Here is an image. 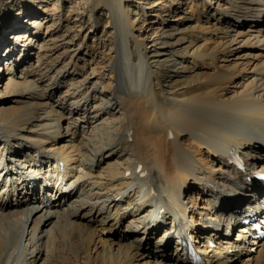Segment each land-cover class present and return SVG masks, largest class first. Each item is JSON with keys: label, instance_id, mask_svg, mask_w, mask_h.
I'll use <instances>...</instances> for the list:
<instances>
[{"label": "bare ground", "instance_id": "1", "mask_svg": "<svg viewBox=\"0 0 264 264\" xmlns=\"http://www.w3.org/2000/svg\"><path fill=\"white\" fill-rule=\"evenodd\" d=\"M59 2L51 0L43 10L53 23L59 18ZM222 2L211 16L229 25L226 35L249 18L248 26L240 25L230 35L229 46L223 41L196 52L187 41L181 52L167 47L160 54L171 68L182 66L176 56L183 55L211 66L205 79L215 90L203 96L156 88L150 61L158 51L145 52V44L137 40L133 46L122 0L101 2L116 32L113 77L107 86L112 93L106 102L97 103L96 84L82 68L69 73L55 67V79L43 80L54 62L46 53L36 54L31 70H24L26 60H17L10 66L16 75L0 76V92L7 96L0 102V264H202L203 254L204 264H233L234 258L264 264V233L257 239L253 230L256 223L264 226V186L254 172L264 168V0ZM22 13L14 15L16 25L22 24ZM41 22L33 23L34 32L16 27V42L29 46L37 37L57 43ZM61 39L62 53L73 54L75 48L67 47L71 40ZM236 39L256 46L263 56L242 85L236 79L249 62L241 67L232 62L225 69L216 64L232 55V43L240 44ZM6 47L0 57L9 60L13 49ZM66 79L73 91L58 97ZM116 92L119 97L113 101ZM187 140L196 142L193 154L182 143ZM204 156L216 166L205 163ZM188 191L190 201L184 203ZM192 197L203 205L191 202ZM195 207L209 215L202 223ZM218 217L231 219L234 238L227 227L206 226ZM106 230L109 237L102 234ZM187 234L200 244L199 258L186 254ZM253 240L259 250L243 260L241 254ZM232 249L236 252L229 257Z\"/></svg>", "mask_w": 264, "mask_h": 264}, {"label": "rangeland", "instance_id": "2", "mask_svg": "<svg viewBox=\"0 0 264 264\" xmlns=\"http://www.w3.org/2000/svg\"><path fill=\"white\" fill-rule=\"evenodd\" d=\"M50 1L51 0H0V19L1 17L5 19L4 23H0V36H2V38L6 41V43H2V41L0 42V55L4 54L3 50L7 48L6 46H10V49H13L9 60L6 56L0 57V76L2 74L5 76V74L8 73L12 76L16 75L14 73H16L17 70L14 68L11 69L10 66L12 67L14 61L17 60L20 62L23 59L26 60L27 62L23 64L24 70H31V67L29 66L36 64V54L38 53L37 55H43L46 53L48 60L54 62L47 68V74H45L43 80L51 77V75H53L55 79L57 72L55 67H58L57 69L59 72L67 71L69 73H74L76 70L82 68L81 73H83V75H85L90 82H95L96 84L94 90H96L97 93L99 92V95L96 94V96H99V99H96L98 101L97 103L100 104L106 102L110 93H108L107 86L111 82L110 79L112 78L110 77H113L110 70L111 62L116 53V48L113 46L114 44H112V39L116 36V32L111 13L107 11L106 5L101 4L103 0H60L59 18L56 21L57 23H53L52 21H54V19L52 20L47 16V14H44L46 12L43 11L44 7L47 6ZM122 1L123 7L121 9L128 13L132 23V37L130 41L133 46L136 44L134 42L137 40L145 44V52L150 53L154 49L158 51V57L155 58L154 62L151 59L149 60L152 62L151 70L154 73V84L159 91L162 89L168 91V89L173 88V91H175L177 95H180V93L182 95L184 93L189 95V93L191 94L193 92L191 95L203 96L215 90V88L208 86V83H206L207 80L205 79L207 75L212 74L211 66L201 62L200 60H193L187 55H183L182 57L176 56V58H179L178 60H181L177 63L182 62V66L177 64V66L171 68L169 67V63H166L167 61L165 58L160 57V54L164 52L167 47L173 48L176 52H181L183 47L187 45L188 42L193 43L194 47L192 50L198 49L196 52L210 51L216 44L223 41L227 42L229 46L230 43L228 38L230 35H232L240 25L247 24L248 26L247 20L249 18L243 19L242 21L239 20L237 22L238 24H236L237 26L233 28V30L229 31L228 35H226L225 27H228L229 25H225L224 22H217L216 17L213 15L211 16L212 9H214L217 4H219L220 7H223L222 0ZM19 12H23L21 15H23L24 18L23 21L19 22L22 24H18V26L16 25V19L18 18L14 15L19 14ZM43 15L46 17L43 18ZM260 18L261 16L259 19ZM41 19H44V21L41 22ZM259 19L256 20L258 21ZM39 21L44 24V26H48L47 28L51 31V34H53L54 37H57V43L53 44L52 41L46 38L39 40L37 37L34 38L33 42H31L29 46H27L26 42L22 44L16 42V27H29L32 31L33 23H39ZM34 31L35 30H33V32ZM63 37L71 40V44L67 45V47L70 46L75 48V52H73V54L70 52L62 53L63 48L60 47L63 45L65 47V44H62L61 41V38ZM182 37L186 39L185 42H178V40ZM237 42L241 45H235V43H232V55H227L226 58L222 56L220 59H216V64L219 66L218 68L225 69L226 67H229L228 65L232 62H235L237 67H241L244 63L249 62L246 66L245 73H241L243 77L241 79L240 77L236 79L237 82L240 81L239 85H242V81L246 82V80L249 81L251 79V75L254 72V64L262 59L263 56L257 55L260 51H258L259 49H257L256 46L243 45L242 40L240 39H236V43ZM21 45L28 48V52L24 51V46L22 48L19 47ZM56 47L59 48L56 49ZM70 49L71 48H69V51ZM24 52L26 53V56ZM70 60L71 63L68 64ZM250 60L254 62L251 63ZM63 62L68 65L64 66ZM29 77H32V79L37 78L33 74H29ZM244 77L246 78L244 79ZM66 80L67 83L63 82L60 87V92L57 94L58 97H63L62 95L65 96V94H67V90L73 91V89L69 88L71 80ZM199 84L201 85L197 87ZM210 84H213V82H210ZM0 93V102H2L5 98H7V96L4 93L2 94V92ZM91 95L92 96L89 97L93 98L95 94L92 93ZM12 97L14 96L11 95L10 98ZM15 106L11 105L10 107ZM182 143L191 149L192 154L194 153L196 142L193 140H187L185 143L182 141ZM203 159L208 165L214 167L216 166L215 164H212L210 157L208 158L204 156ZM101 167H104V164ZM254 172L255 174L258 172L263 173L264 168L256 167ZM131 177H133V175H131ZM189 193L190 191H188L185 197L181 199L182 202L187 203L190 201L188 198ZM197 194L199 195L198 198H204V195L200 192L194 191V195ZM67 198L72 201L70 196ZM196 198L197 197H192L191 202L194 201L197 206H202L203 201H195ZM15 199L16 197L14 196L9 197V200L11 201H15ZM191 205V203H188L186 208L188 207L191 210ZM194 211L196 214L198 212L206 213V210L201 211L200 209H197V207H195ZM203 214L204 213L196 216H201L200 218L202 221V219L208 217V215ZM97 229L99 231L101 230L99 228ZM261 231L264 233V227L261 228L260 232ZM110 232L106 230L102 231V234L103 236L109 237ZM235 233L236 229H233V231L228 235L234 238ZM75 239L76 237L74 240ZM253 241L254 244H250V247L242 252L243 254H241V258L243 260H247L249 258L252 259V257H255L256 251L259 250V244L256 243L257 240ZM235 252V249L228 250V256L231 257ZM232 262L233 264H243L242 261L236 260L235 258Z\"/></svg>", "mask_w": 264, "mask_h": 264}]
</instances>
